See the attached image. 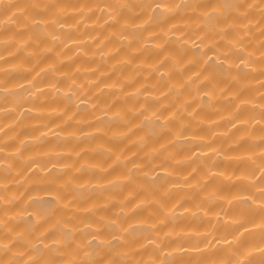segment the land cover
Here are the masks:
<instances>
[{"label": "clouds", "instance_id": "1", "mask_svg": "<svg viewBox=\"0 0 264 264\" xmlns=\"http://www.w3.org/2000/svg\"><path fill=\"white\" fill-rule=\"evenodd\" d=\"M0 264H264V0H0Z\"/></svg>", "mask_w": 264, "mask_h": 264}]
</instances>
